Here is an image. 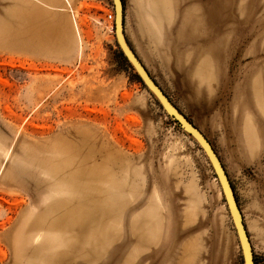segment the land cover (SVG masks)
I'll list each match as a JSON object with an SVG mask.
<instances>
[{"label":"rangeland","instance_id":"rangeland-1","mask_svg":"<svg viewBox=\"0 0 264 264\" xmlns=\"http://www.w3.org/2000/svg\"><path fill=\"white\" fill-rule=\"evenodd\" d=\"M123 1L130 43L214 145L235 189L255 264H264V0L228 1L226 23L218 35L214 31V39L207 38L212 27L205 20V0H163L168 14L162 20L154 0ZM58 2L0 0V264L12 262L6 232L22 229L20 237L34 236L32 258L40 264L54 251L76 254L78 248L67 245L77 239L70 228L49 222L28 228L38 218L51 220L70 210L68 204L47 211L59 200L75 198L72 184L85 190L89 184L82 179L68 184L59 167L49 166L59 164L70 148H90L82 146L83 138L68 134L74 129L108 151L96 152L101 170L113 175L96 182L105 201L121 196L117 209L104 210L91 224L105 241L78 261L108 263L112 248L121 246L115 264H152L171 247L161 264H243L236 228L206 154L170 120L120 56L115 17L107 18L111 11L115 15L113 0H72L73 9ZM184 19L198 21L201 48L217 44L214 51L201 52L210 77L201 81L202 93L191 106L186 101L195 96L179 88L182 76L175 69V31ZM52 35L62 37L63 45L52 42ZM182 48L187 66L193 50ZM246 92L251 106L244 109ZM117 181L125 182V191ZM149 220L156 238L137 243ZM20 223L24 227L18 230Z\"/></svg>","mask_w":264,"mask_h":264},{"label":"bare ground","instance_id":"bare-ground-1","mask_svg":"<svg viewBox=\"0 0 264 264\" xmlns=\"http://www.w3.org/2000/svg\"><path fill=\"white\" fill-rule=\"evenodd\" d=\"M65 1L68 4L70 3L69 0H65ZM162 1L163 0H154L156 13H157V16L159 18L164 17V12H165L164 7L162 6ZM114 17L116 20V14L114 15ZM48 39H50V37ZM51 39H52V42H56L60 46L63 45L62 37H59L57 39L56 36L52 35ZM68 134L71 135V137H73V138H83L84 140H86V144L84 142H82V146L86 145L90 148L86 152H82L81 148H79V147L70 148V149H68L67 156L63 157L62 159H59L60 161H57V162H59V164H56V165L51 163L52 161L47 162V161H43L41 159H39V160L45 164L51 163V164H49V166H51V167H54V166L59 167V170H60L59 172L61 173L62 178L68 184H71L72 181L74 183L77 181V183H78V182H80V179L84 180V182L87 181L89 184L86 187V190L78 188L77 185L72 184V187L75 188L77 191V193L75 194V198H72L70 200H68V199L59 200V201L55 202L54 204H52L51 208L48 209L47 211H49V210H51V211L60 210V208H63L64 205H68V204H70V210L66 209L65 211L62 212V215L60 217L51 218V220L50 219L44 220L42 218H38V219L34 220L32 223L28 224V228L32 229L33 227L43 225L46 222L51 223V225H54V224L64 225L65 227H68L71 230H73L75 232V236L77 238L75 241H72L70 239V242L67 243L68 248H70V247H72L74 249L78 248V250L76 251V254L73 253V249H68V251H65V250L54 251L53 253H50L49 255H47L46 258L43 259L44 263H42V264H84V263L78 261V258H81V257L86 258L87 256H92L93 253L96 251V248L98 247L99 243H101L102 241H105L104 233L99 228H95L94 225L91 226V224L96 223V222H94L95 219H98L100 217L102 218L101 215L104 213V210L112 209V208L117 209L118 208L117 207L118 206L117 201H120V199H121V196L120 197L116 196V197H114V200L112 203L106 202L105 201V195H106L105 191L96 185V182L101 180L104 177H113V175L110 176V174H108V171L105 172V170L104 171L101 170L102 163H99L96 161L97 160L96 159V152H98V153L100 152V155L103 156L104 155L103 153H105L107 150L104 149L102 146L100 148H96L95 147L96 141L93 138H91L87 132H84L80 129L71 130V131H69ZM84 140H82V141H84ZM79 143H80V141H79ZM91 143H93V144H91ZM50 150H51V148H50ZM72 155H77L80 159L79 160L73 159L72 157H70ZM116 185L119 187V189L125 191V182L117 181ZM80 186H81V184H80ZM28 189H29V185H28ZM96 197H97V199L99 198V202L95 201ZM29 212H31V211H29ZM31 213H30V215H32ZM28 215H29V213H28ZM30 215H29V217L27 216V214L25 216L27 218H30L31 217ZM21 218H23V217H21ZM24 219H25V221H23V222L27 223L28 220L25 217H24ZM24 219H22V220H24ZM22 220H20L21 223H22ZM21 223L19 224L20 227L18 230H20L21 227H24L23 226L24 224L22 223L23 224L22 225ZM97 224H98V222H97ZM89 226H90V229H88ZM16 231H14V233H12V234L10 233V231H8L5 234L6 241L12 247L11 255H12V262L13 263L11 262V264H40V263H38L37 260H35V258L34 259L32 258V256H34L36 251H37L31 245L32 244L31 242L34 243L35 240L34 241H33V239L30 240V238H32L34 236L31 237V236L27 235V236L20 237L23 235V233L19 234V232H22L23 229H22V231H18V234L16 233ZM142 231L146 232V235L145 236L144 235L136 236L135 240L137 243H141V242H143V240L147 241V240L156 238V234L153 232L152 222L150 220L144 223ZM90 233H92V236L90 235ZM39 234L40 233H38V235ZM16 235H19V237L21 239H17ZM39 240L40 239H38V241ZM69 243L71 244V246ZM119 249H121V246H117V247L112 248L111 254H110L111 260L108 263H104V264H115L116 263V257L120 254V253L118 254ZM171 251H172V247L168 248L167 251L162 255L161 258H164V260H165V257H170ZM73 254H75V255H73ZM131 254H132V252H131ZM134 256L135 255L132 254L131 261L134 258ZM161 258H159L157 261H153L152 264H161V261H162ZM38 260H39V258H38ZM131 261H130V263H131ZM151 262H152V260H151ZM127 264H128V262H127ZM184 264H188V263H184Z\"/></svg>","mask_w":264,"mask_h":264},{"label":"water","instance_id":"water-1","mask_svg":"<svg viewBox=\"0 0 264 264\" xmlns=\"http://www.w3.org/2000/svg\"><path fill=\"white\" fill-rule=\"evenodd\" d=\"M113 4L116 14L115 33L120 50L163 111L179 129L191 136L206 154L220 183L229 213L236 228L243 254V264H255L254 251L244 217L232 181L220 155L204 132L172 101L138 56L125 32L124 1L113 0Z\"/></svg>","mask_w":264,"mask_h":264},{"label":"crops","instance_id":"crops-1","mask_svg":"<svg viewBox=\"0 0 264 264\" xmlns=\"http://www.w3.org/2000/svg\"><path fill=\"white\" fill-rule=\"evenodd\" d=\"M54 1L55 0H45V3L47 2L50 5ZM56 1L57 2L59 1L58 3H62V2L67 3L65 0H56ZM69 1H70V3H69L70 5L68 4V6L69 7L71 6V8L73 9V6L71 4L72 0H69ZM228 1H230V0H205V3L207 4V6L204 7L205 8L204 9L205 20L212 27L211 35H209L207 38L214 39L212 37V35L214 34V31L218 35L221 32V30H223V26L226 23V17L224 16V11L227 8ZM169 8H170V5L168 6V11H169ZM167 14H168V12L164 15V17ZM156 15H157V13H156ZM164 17L159 19L157 16V19L162 20ZM41 22L42 21H37V20L32 21V23H34V24L41 23ZM213 22H219V24L216 26H213L212 25ZM197 25H198V21L191 22L190 20L184 19L183 22L177 27V29L175 31L176 35H178V37H179L178 43H176L174 45L175 52L178 55L177 60L175 62V69L180 70V76H182L181 81L179 80V82H177V84H178L179 88H183L187 91H190L192 94H194L195 97H192L186 101L189 106H191V104L193 102H195L197 100V98H199V95H201V93H202V91L200 89L201 81L210 77V75H209L210 73L208 71L207 63L200 61L201 52L205 49H208L210 51H214L217 47V44L209 43V45H207L206 48H204V47L201 48L200 44H198V42H197V39H199L198 38L199 35H196V32H195V28H198ZM38 29H40L39 30L40 32L48 31L45 29V27H42V29H41V27H39ZM45 33H47V32H45ZM189 45H191V48L193 50L192 54L189 57H191V56H193V57H191L192 60H191L190 64L185 66L182 59H181V55L183 53L182 47H188ZM157 46H158V48H160L159 44H156V48H157ZM160 56L162 58L163 63L167 64L168 58L164 54H162L161 52H160ZM249 81H250V79H246V86H247L246 90H248ZM246 93H247L248 98L246 99V102L244 104V109L250 108V106H251V100L249 98L248 92H246Z\"/></svg>","mask_w":264,"mask_h":264},{"label":"trees","instance_id":"trees-1","mask_svg":"<svg viewBox=\"0 0 264 264\" xmlns=\"http://www.w3.org/2000/svg\"><path fill=\"white\" fill-rule=\"evenodd\" d=\"M120 56L122 58V60L124 61V63L131 68L132 71H134L133 67L131 66V64L127 61V59L125 58V56L123 55L122 51L119 50ZM136 81L140 82L143 84L142 80L137 76L136 72L134 71V76H133ZM144 85V84H143ZM145 86V85H144ZM157 101V100H156ZM158 103V102H157ZM159 104V103H158ZM160 106V105H159ZM161 107V106H160ZM171 120V119H170ZM172 121V120H171ZM173 122V121H172Z\"/></svg>","mask_w":264,"mask_h":264},{"label":"built area","instance_id":"built-area-1","mask_svg":"<svg viewBox=\"0 0 264 264\" xmlns=\"http://www.w3.org/2000/svg\"><path fill=\"white\" fill-rule=\"evenodd\" d=\"M108 20L113 21L114 20V11H111L107 15Z\"/></svg>","mask_w":264,"mask_h":264}]
</instances>
